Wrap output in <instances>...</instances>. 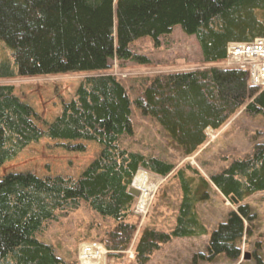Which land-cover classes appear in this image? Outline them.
Returning a JSON list of instances; mask_svg holds the SVG:
<instances>
[{"label":"trees","instance_id":"trees-1","mask_svg":"<svg viewBox=\"0 0 264 264\" xmlns=\"http://www.w3.org/2000/svg\"><path fill=\"white\" fill-rule=\"evenodd\" d=\"M176 27L196 37L206 64L225 61L229 45L264 39V0H0V81L101 74L114 60L146 65L131 45L149 38L158 47ZM14 93L13 86L0 84V168L42 140L66 142L71 153H84V143H94L101 152L79 178L14 173L0 180V264H66L37 235L83 202L115 223L101 244L119 258L137 230L129 221L136 204L129 190L140 170L162 179L173 174L182 199L170 232L141 233L137 264H149L174 240L208 235L197 206L209 200L211 186L240 207L212 234L207 255L196 256L193 264L212 263L222 254L241 257L238 243L256 219L244 203L264 193V143L207 180L190 166L176 171L157 157L131 152L121 140L133 135L135 107L155 120L184 156H193L207 143L208 130L218 132L242 108L264 115V89L250 85L246 71L160 75L146 80L134 99L114 76L89 77L45 130L34 109ZM149 184L139 175L134 188L152 195Z\"/></svg>","mask_w":264,"mask_h":264},{"label":"rangeland","instance_id":"rangeland-1","mask_svg":"<svg viewBox=\"0 0 264 264\" xmlns=\"http://www.w3.org/2000/svg\"><path fill=\"white\" fill-rule=\"evenodd\" d=\"M131 50L135 55L146 58L148 63L140 65L114 60L111 68L101 74L26 77L0 81V84L15 88V96L34 109L39 117L37 125L45 130L46 125L52 124L60 115L62 105L73 100L82 81L89 77L114 76L125 85L134 99L146 80L160 75L211 68L234 69L227 60L206 64L196 37L186 35L181 27H176L171 35L162 38L158 47L146 38L134 42ZM132 112L134 131L132 136H124L121 140L123 148L144 156L157 157L174 165L176 171L190 166L207 180L225 170L234 160L252 154L257 144L264 143V115L251 116L242 108L221 130L207 132V143L196 154L186 157L155 120L143 116L135 107ZM67 144L42 140L30 146L15 160L0 168V180L14 173L79 178L100 155L101 147L84 143L86 152L71 153L64 148ZM139 175L151 183L149 185L154 191L152 195L144 194L147 206L143 210L138 211L136 199L133 216L129 219L136 225V234L128 251L119 258L109 255L101 244L115 223L92 211L85 202L77 211L61 215L57 221L51 222L37 235L38 240L52 246L56 255L66 264H137L134 252L141 233L146 229L170 232L182 199L179 182L173 174L162 179L140 170ZM209 193V200L197 206L208 235L174 240L156 253L149 264H193L196 256L207 255L212 234L240 207L224 198L214 186H211ZM244 204L250 206L256 219L251 231L238 243L242 250L241 257L231 260L222 254L212 263L200 261V264H264V193L247 199ZM95 251L97 254L93 253ZM84 252L88 253L85 254L86 258H83Z\"/></svg>","mask_w":264,"mask_h":264},{"label":"built area","instance_id":"built-area-1","mask_svg":"<svg viewBox=\"0 0 264 264\" xmlns=\"http://www.w3.org/2000/svg\"><path fill=\"white\" fill-rule=\"evenodd\" d=\"M227 61L234 69L248 73L250 85L264 89V39L249 44L229 45Z\"/></svg>","mask_w":264,"mask_h":264},{"label":"bare ground","instance_id":"bare-ground-1","mask_svg":"<svg viewBox=\"0 0 264 264\" xmlns=\"http://www.w3.org/2000/svg\"><path fill=\"white\" fill-rule=\"evenodd\" d=\"M209 131L210 132H212L211 130H208L207 132L209 133ZM134 183V182H133ZM136 190H139L140 192H141V197L138 199V211L139 210H143L144 209V207L146 208V206H147V202H146V200H145V196L143 195V194H145L142 190H140V189H137V188H135ZM145 195H147V194H145ZM97 251H95V252H93V253H96ZM100 253H101V251H100ZM100 253H98V254H100ZM85 254H88L87 252H84V254H83V258L85 257ZM97 254V253H96ZM105 254V253H104ZM86 258V257H85ZM106 260H107V258H106Z\"/></svg>","mask_w":264,"mask_h":264},{"label":"water","instance_id":"water-1","mask_svg":"<svg viewBox=\"0 0 264 264\" xmlns=\"http://www.w3.org/2000/svg\"><path fill=\"white\" fill-rule=\"evenodd\" d=\"M129 194L132 197H134L135 199H139L141 197V195H142L141 192L139 190H136L133 185H132V187L129 190ZM231 201L234 202L235 205L239 204L238 201L235 198H232Z\"/></svg>","mask_w":264,"mask_h":264},{"label":"crops","instance_id":"crops-1","mask_svg":"<svg viewBox=\"0 0 264 264\" xmlns=\"http://www.w3.org/2000/svg\"><path fill=\"white\" fill-rule=\"evenodd\" d=\"M144 195V194H143Z\"/></svg>","mask_w":264,"mask_h":264}]
</instances>
